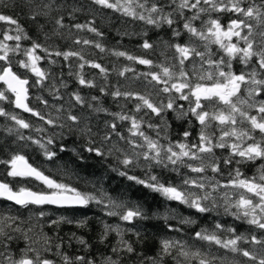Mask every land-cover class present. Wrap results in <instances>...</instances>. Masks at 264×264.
Masks as SVG:
<instances>
[{
	"label": "snow or ice",
	"instance_id": "obj_1",
	"mask_svg": "<svg viewBox=\"0 0 264 264\" xmlns=\"http://www.w3.org/2000/svg\"><path fill=\"white\" fill-rule=\"evenodd\" d=\"M29 3L33 4L30 16L32 20H36L38 17H49L53 11H59L56 0H40L39 3H36L35 0H29ZM93 3L120 12L132 19L143 21L150 26L159 28L166 24L172 29L174 37H179L181 32L173 26L182 21L183 30L190 36L189 42L184 44H166L167 48H174L176 55L172 58L165 57V62L159 64L124 51H112V54L117 57H125L130 61L148 66L149 71L137 74V78L143 77L147 81V86H150V91L144 94L133 91L122 92L116 88L111 93L114 98L124 97L126 100L137 101L134 109L136 113L144 111L145 116L153 114L162 118L165 111L171 110L177 113L178 119L193 117L201 127L198 142L188 143L187 139L191 133L186 130L182 134L185 138L184 141L175 143L170 141L165 145L160 142L159 138L162 132L164 138H167L166 127L161 128L160 125H154L150 121H145L143 117L137 118L134 115L124 113L113 114L121 121H130L128 128L130 135L124 137L117 131L116 123H111L108 126L112 131L105 135L103 140L110 141L112 135L115 134L131 147V154L116 147V151L121 152L124 156L121 163L125 167L132 165L142 157L149 167L163 166L168 168L171 166L172 170L177 172L181 167H186L189 171L198 174L204 173L210 168L213 173H219L220 168L214 156V149L225 147L230 150L229 157L224 160L225 165L231 164L234 157H240V160L236 161L238 164L242 161L264 159V99H256V97L264 95V0H260L259 3L256 0H167L166 3L161 2V0H93ZM74 11L77 9L74 8ZM186 11L192 14L186 15ZM225 12L236 16L235 19L229 21L227 27L221 24L218 16H212L213 13ZM69 15L71 16V13ZM205 15L208 17L207 20L202 19ZM197 20L201 21L200 27L194 24V21ZM0 21L15 25L14 31L16 33L11 35L5 31L3 40H0V61H4L7 65L0 69V82L6 86L0 89V100H8L7 93H11L15 98L12 101L15 108L31 113L32 116L48 125H54L56 120L46 118L40 111L29 106L27 102L29 99V88L27 87L30 86L29 80L21 78L12 70L10 54L23 55L26 58L18 60L17 63L21 68L30 70L37 77L36 85H43L44 81L49 78V74L38 66V62L43 57L36 54L37 49L43 51L48 57L52 55L63 56L65 60L70 57H77L82 61L79 64L81 70L85 65H89L99 69L101 73L107 72L99 63L85 59L80 51L61 52L56 50L50 52L47 47L36 40H32L30 47L22 48L20 42L31 39L24 28L16 19L8 15L0 14ZM54 24L53 35L63 36L60 29L66 27L64 17L62 15L54 17ZM72 27L79 31L86 29L97 36L102 35L92 21L86 24L76 23ZM42 28L43 25H41ZM45 37L49 38L47 34ZM11 40L17 42L15 46L6 43V41ZM197 41L200 44H197ZM73 42L75 44L94 45L101 52L106 50L102 44L88 39L81 40L77 37ZM201 45L203 51L200 50ZM212 45H216L217 51L223 53L219 59L213 58L215 54L212 51ZM142 47L147 50L152 49L154 45L145 40ZM237 59L244 66L238 74L233 71V61ZM186 61L191 64L190 68ZM51 63H55V61H51ZM153 68H157L159 71H152ZM129 71L134 72V69L125 67L119 72V75L124 76ZM77 76L79 84L88 87L95 86L83 75L78 73ZM149 77L150 79H148ZM61 86L66 87L63 83ZM52 87L54 88L55 85L53 84ZM104 91L105 89L102 88L101 92ZM52 94L55 98H60L58 92ZM161 94L167 96L166 104L163 101L157 102L156 98L160 97ZM73 96L78 104L83 105L85 103L79 94L74 93ZM37 99L47 107V100L42 97H37ZM96 99L97 97H92V100ZM177 100L187 101L188 108L184 109L183 105L177 106ZM88 107L92 108L93 106L89 104ZM95 110L102 111L103 109L96 108ZM57 111L59 112L61 109L57 108ZM253 111H255V115L252 114ZM0 116L14 121L19 129L32 127L29 122L7 112L3 107H0ZM67 119L73 124H77L81 118L70 112ZM188 122L191 124V119ZM142 124H147L148 128L155 130L157 138L153 139L148 135L143 130ZM63 126L60 125V127ZM213 128L219 132L218 136L210 131ZM7 131L12 133L14 129L8 128ZM36 131L43 132L44 129L37 128ZM84 131L91 133V129L88 128ZM257 132L259 136L256 135ZM18 138L21 140L29 139L33 144H37L48 160L56 156V153L47 147V145L54 143L52 138H48L47 144L40 139L24 137L19 133ZM89 143L90 146L87 151L95 152L97 156L104 155L100 148L93 146L94 141L90 140ZM136 149L141 151H136ZM60 150L64 151L65 149L61 146ZM206 159L211 162L206 163ZM190 161H198L199 163L193 164ZM0 163L9 165L8 176L34 178L47 189V191H33L21 186L18 190H14L9 183L0 182V199L14 202L21 207L27 208L29 205L87 206L91 202H96L103 204L108 210L107 214L112 216L118 214L116 209L124 207L123 204L110 197H105L103 193L97 196L81 192L67 183L57 181L30 164L22 154H14L10 160L0 161ZM120 174L127 175L125 172ZM127 178L144 184L153 191L159 192L166 199L187 205L199 213H206L222 207L226 214L245 220L249 225L264 230V164L258 169V174L253 177L245 176L237 168L235 175L230 173V178L226 183L219 181L213 183L214 177L207 178V184L203 177L199 179L185 177L182 186L162 183L155 175H151L148 181L135 176H128ZM193 188L200 191H192ZM209 189L211 190L209 191ZM220 189H232L233 191H224L222 195L217 197L216 193ZM105 199H107L106 203ZM221 200L223 201L222 204L220 203ZM233 209L235 211H232ZM39 215L43 217L45 214L40 212ZM142 216V211L137 207L127 209L120 218L131 222L134 218ZM61 221L63 218L60 221H52V224H58ZM67 222L72 223V221ZM24 223L26 221L19 216L0 213V238H2L0 239V249H3L0 251V264H54L53 260L43 255V253L52 251V238L41 229L37 239L34 240L29 233L33 232L35 226L25 229L22 227ZM77 223L78 226H83L84 222ZM180 223L191 224L194 221L182 218ZM169 227L171 228V226ZM176 230L179 231V229ZM112 231H115L120 237L117 245L112 248V253L116 254L117 258L106 256L102 259L101 264H121L119 253L134 252L132 244L124 240L123 230L118 226L113 228L105 225L101 242ZM220 231H225L224 226L217 223L215 230L197 231L195 239L238 254L252 264H264V239L255 234L251 235L250 239L243 235H237L233 228L226 229L232 235L228 238H222L218 235ZM19 239L24 240V247L20 248L19 253L16 254L10 245ZM77 239L85 248L88 247L82 237ZM241 241L260 245V249L257 251L242 248L240 247ZM41 242L42 247L34 246ZM61 248L62 243L55 244L56 252L61 255L63 264H96L94 259H87L84 256L78 255L73 259L62 253ZM165 257H171L175 264H215L217 259L220 260V264H233L231 261L225 262L224 258L215 257L210 252L193 248L185 241L169 239L161 240L160 251L156 257H145L141 264H164ZM235 264H244V262H235Z\"/></svg>",
	"mask_w": 264,
	"mask_h": 264
},
{
	"label": "trees",
	"instance_id": "obj_2",
	"mask_svg": "<svg viewBox=\"0 0 264 264\" xmlns=\"http://www.w3.org/2000/svg\"><path fill=\"white\" fill-rule=\"evenodd\" d=\"M39 3L40 0H35ZM167 2V0H161ZM257 3L260 0H256ZM59 11H53L49 17H38L36 20L30 18L33 4L29 0H0V14L8 15L18 21L24 28L25 32L31 39L22 40V48H28L32 44V40H36L49 49L50 52L59 50L63 51H80L85 59L94 61L102 65L107 72L101 73L99 69L85 65L81 70L79 64L82 63L77 57H70L65 60L63 56L52 55L48 57L40 49L36 50V54L43 57L38 62V66L49 74V78L44 81L43 85H36L37 77L30 71L21 68L17 63L18 60L26 59L23 55L10 54L12 70L29 80V106L40 111L46 118L56 120L54 125H48L44 121L32 116L31 113H21L15 107L12 101L14 97L7 93L8 100H0V107L7 112L13 113L25 121L29 122L32 127L29 129H19L14 121L0 116V161H8L14 154H22L30 164L41 169L46 175L56 179L57 181L67 183L81 192H87L99 196L101 193L105 197H110L114 201L124 205L123 208L116 209L117 215L107 214V209L103 204L91 202L84 208L72 209H56L48 206H32L16 207L4 200H0V213H9L13 216H19L26 221L22 225L23 228L34 227L32 233H29L33 239H37L41 229L49 237L52 238V251L43 253L48 259L54 261V264H63L60 254H57L55 244L62 243L61 252L67 254L73 259L76 256H84L87 259H94L96 264L106 256L117 258L112 253L113 246L117 245L120 237L115 231L109 232L107 238L101 242V236L104 233V226L109 225L113 228L119 227L123 230V238L132 244L133 253L121 252L119 259L121 264H141L145 257H156L160 251V242L164 239L181 240L187 242L193 248H199L204 252H210L217 258H224L225 262L231 261L244 262V264H252L246 258L219 248L216 245L195 239V233L203 229L215 230V225L220 223L224 226L225 231L218 232L222 238H228L231 233L226 229H235V234L243 235L250 239L251 235L264 239V230H260L255 226L249 225L245 220L237 219L235 216L226 214L222 207L214 209L206 213H199L195 209L189 208L187 205L177 201H171L162 196L159 192L153 191L144 184H139L135 180H129L128 176H135L141 180L148 181L151 175L159 178L160 182L173 185H181L185 177L199 179L204 178L207 184L209 177H214L212 181L226 183L230 178V173L235 175L238 168L245 176L253 177L258 174V169L264 164V159L256 161H242L240 157H234L232 163L225 165L224 160L229 157V148L214 149L216 162L219 164L220 172L213 173L210 168L204 173H194L186 167H181L179 172L173 171L171 166L164 168L163 166H152L143 161L141 157L132 165L125 167L121 161L124 158L121 152L116 151V147L123 149L126 153L131 154L132 149L125 140H121L119 136L112 135L110 141H104L103 137L112 130L108 126L116 123L117 131L124 137H129L128 128L130 121H121L113 114L124 113L134 115L137 118L143 117L145 121H150L154 125H160L161 128H167V138L161 133L160 142L167 145L170 141H184L183 132L190 131L188 143L198 142V136L201 130L198 122L193 117L186 119H178L177 113L171 110L165 111L162 118L149 114L145 116L144 111L136 113L134 111L135 100H126L124 97L114 98L111 93L119 88L123 91H133L144 94L150 91L147 81L143 78H137V74L149 71V67L130 61L125 57H117L112 54L113 50L124 51L130 55L147 58L159 64L165 62V57L172 58L176 55L174 48H167L166 44L189 42L190 36L183 30L182 21L173 27L180 30L181 35L174 37L172 29L166 24L157 28L145 24L143 21L132 19L122 15L120 12L112 9L104 8L94 4L93 0H56ZM77 11L73 12V9ZM71 13V16L69 15ZM186 15L192 13L187 12ZM62 15L64 17L65 28L60 29L63 36L53 35L54 17ZM213 17L218 16L223 26L227 27L231 19H235L232 13H213ZM202 19L207 20L205 15ZM92 21L94 26L102 33L97 36L92 32L85 30L79 31L72 27L76 23L86 24ZM197 27L201 26V21H194ZM41 25L43 28L41 29ZM15 25H9L5 21H0V40H3L5 31L15 35ZM45 34L49 38L45 37ZM79 37L81 40L88 39L98 42L105 47V51L101 52L94 45L75 44L73 41ZM147 40L153 44L152 49H144L142 44ZM9 45L15 46V40L6 41ZM197 44H200L197 41ZM214 59H219L222 52L217 51V46H211ZM200 50L203 51L201 45ZM55 61V63H51ZM254 62V61H253ZM191 67V64L186 61ZM7 66L4 61H0V69ZM125 67L134 69L126 72L124 76H120L119 72ZM205 67H207L205 65ZM244 68L239 60L233 61V71L237 74ZM152 71H159L153 68ZM83 75L86 80L92 81L94 87L83 86L78 82L77 74ZM150 79V77L148 78ZM65 84L66 87L61 86ZM53 84L55 87L53 88ZM159 87V86H157ZM0 83V89H3ZM105 89L101 92V89ZM51 89V91H50ZM58 92L60 98L57 99L52 93ZM79 94L83 97L85 103L78 104L73 94ZM243 94V93H242ZM42 97L47 100V107L37 99ZM92 97H97L92 100ZM157 102L163 101L167 103V96L161 94L156 98ZM257 100L264 99V95L256 97ZM91 104L93 107L89 108ZM177 106L183 105L184 109L188 108V102L177 100ZM60 108L61 111H57ZM103 109L96 111L95 109ZM147 111V110H145ZM79 116L81 119L77 124L67 119L69 113ZM255 115V111L252 112ZM59 117V119H57ZM189 119L192 123L189 124ZM64 125L60 127V125ZM8 128L14 131L9 133ZM37 128H43V132L36 131ZM91 129V133L84 130ZM143 130L153 139L157 138L156 131L148 128L147 124H142ZM18 130V132H17ZM216 136L219 132L213 128ZM6 133V134H5ZM18 133L24 137H32L40 139L47 144L48 138H52L54 143L47 145L49 150L54 151L56 156L53 159H46L43 150L33 144L29 139H19ZM259 136V133H256ZM138 139V138H134ZM90 140L94 141L95 147H98L104 153L103 156H97L95 152L87 151L90 146ZM142 142V141H141ZM115 145V147H114ZM61 146L64 151H61ZM178 150V149H177ZM136 151H141L136 149ZM211 161L206 159V163ZM190 163L198 164V161H190ZM10 167L7 163H0V182H7L14 189L18 190L21 186L29 188L33 191H47L42 183L36 182L29 178L10 177L8 171ZM121 172L127 175H121ZM211 189H209L210 191ZM229 189H220L216 193L217 197ZM192 191L199 192V189L193 188ZM203 194V193H201ZM107 199H105V203ZM222 204L223 201L221 200ZM139 207L143 213L142 217H136L131 222L124 221L120 218L121 214L127 209ZM232 211H235L233 209ZM40 212L45 215L40 217ZM61 221L58 224H52V221ZM191 219L194 223L181 224L180 219ZM67 221H72L68 223ZM77 222H84L83 226H78ZM171 226V228L169 227ZM176 229H179L177 231ZM74 234V235H73ZM17 235V234H14ZM78 237H82L88 247L79 243ZM2 239V238H0ZM42 247L40 244L34 245ZM11 249L18 254L19 249L24 247V240L19 239L10 245ZM240 247L249 250H259L260 245L240 242ZM3 249H0L2 251ZM164 264H175L171 257H165ZM215 264H220L217 259Z\"/></svg>",
	"mask_w": 264,
	"mask_h": 264
},
{
	"label": "water",
	"instance_id": "obj_3",
	"mask_svg": "<svg viewBox=\"0 0 264 264\" xmlns=\"http://www.w3.org/2000/svg\"><path fill=\"white\" fill-rule=\"evenodd\" d=\"M2 83V82H1ZM3 84V83H2ZM6 87V86H5ZM18 109V108H17ZM20 112H24L22 109H18ZM28 178H30V177H28ZM31 179H34V178H31ZM35 180V179H34ZM37 181V180H36ZM39 182V181H38ZM0 200H3V199H0ZM4 201H7V200H4ZM7 202H9V203H11V204H13V205H15V206H17V207H21V206H19V205H16L14 202H11V201H7ZM34 206H37V205H34ZM40 206H50V207H54V208H59V209H62V208H82V207H84V206H63V207H61V206H57V205H40Z\"/></svg>",
	"mask_w": 264,
	"mask_h": 264
},
{
	"label": "rangeland",
	"instance_id": "obj_4",
	"mask_svg": "<svg viewBox=\"0 0 264 264\" xmlns=\"http://www.w3.org/2000/svg\"><path fill=\"white\" fill-rule=\"evenodd\" d=\"M6 134V133H5ZM227 191H233L232 189H229V190H227Z\"/></svg>",
	"mask_w": 264,
	"mask_h": 264
}]
</instances>
